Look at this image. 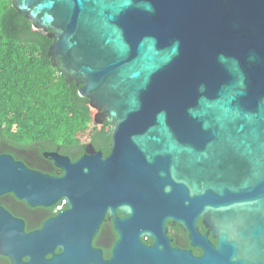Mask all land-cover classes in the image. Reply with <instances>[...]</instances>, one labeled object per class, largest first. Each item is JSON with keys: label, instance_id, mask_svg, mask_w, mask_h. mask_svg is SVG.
<instances>
[{"label": "water", "instance_id": "water-1", "mask_svg": "<svg viewBox=\"0 0 264 264\" xmlns=\"http://www.w3.org/2000/svg\"><path fill=\"white\" fill-rule=\"evenodd\" d=\"M110 124L106 156L45 151L60 175L0 153V195L67 207L26 231L0 206L9 264H264V0H12ZM150 223L169 207L216 225L192 258L126 233L89 246L105 214ZM161 247V249H160ZM59 252L56 253L55 250ZM47 255L49 257H47Z\"/></svg>", "mask_w": 264, "mask_h": 264}, {"label": "trees", "instance_id": "trees-1", "mask_svg": "<svg viewBox=\"0 0 264 264\" xmlns=\"http://www.w3.org/2000/svg\"><path fill=\"white\" fill-rule=\"evenodd\" d=\"M48 31L0 0V152L6 143L38 146L76 160L87 143L107 153L110 124L94 122L89 100L48 54ZM82 137L85 139L83 140ZM50 171V174H56ZM7 258L0 256V264Z\"/></svg>", "mask_w": 264, "mask_h": 264}, {"label": "flooded vegetation", "instance_id": "flooded-vegetation-1", "mask_svg": "<svg viewBox=\"0 0 264 264\" xmlns=\"http://www.w3.org/2000/svg\"><path fill=\"white\" fill-rule=\"evenodd\" d=\"M6 146V151L0 153L12 155L16 161H22L31 169L49 173L55 168L56 174L54 175L62 173L59 168L54 166L50 157L43 154L45 151L52 150H41L38 146L28 148L12 143H6ZM108 152L103 153V156H106ZM0 206L8 210L14 217L21 218L26 231L38 229L45 219L55 215L53 206H29L10 192L0 195ZM66 207L65 204L62 208ZM128 209L130 206L122 209L117 205L115 214L118 220V229L115 226V217L107 213L92 235L89 246L100 252L101 260L110 258L115 243L117 240H122L126 233L133 237L138 236L145 247L159 243L165 244V250L169 255L181 252L192 258H197L204 252L205 241L213 247L217 245V238L214 236L216 225L214 223L211 226L207 225L202 214L183 217L180 207L171 206L150 223L139 225L129 218ZM55 252L58 253L59 250L56 249ZM47 257L49 256L47 255ZM6 264H9L8 260Z\"/></svg>", "mask_w": 264, "mask_h": 264}, {"label": "built area", "instance_id": "built-area-1", "mask_svg": "<svg viewBox=\"0 0 264 264\" xmlns=\"http://www.w3.org/2000/svg\"><path fill=\"white\" fill-rule=\"evenodd\" d=\"M59 203H61V202H58V203L55 205V207H54V212H58L59 210H61L62 206L64 205V203H63V204H59Z\"/></svg>", "mask_w": 264, "mask_h": 264}, {"label": "clouds", "instance_id": "clouds-1", "mask_svg": "<svg viewBox=\"0 0 264 264\" xmlns=\"http://www.w3.org/2000/svg\"><path fill=\"white\" fill-rule=\"evenodd\" d=\"M60 201H61V200H60ZM60 201H58V202H60ZM58 202H57V203H58ZM57 203H56V204H57ZM56 204H55V205H56ZM65 204H66V201L64 202V205H65ZM55 205H53V211H54V207H55ZM64 205H63V206H64ZM63 206H62V207H63ZM62 209H63V208H61V210H62ZM61 210H59V211H61ZM59 211H58V212H59ZM58 212H54V213L56 214V213H58Z\"/></svg>", "mask_w": 264, "mask_h": 264}, {"label": "rangeland", "instance_id": "rangeland-1", "mask_svg": "<svg viewBox=\"0 0 264 264\" xmlns=\"http://www.w3.org/2000/svg\"><path fill=\"white\" fill-rule=\"evenodd\" d=\"M95 112H96V111H95V110H93V111H92V115H93ZM82 139L84 140L85 138H84V137H82Z\"/></svg>", "mask_w": 264, "mask_h": 264}]
</instances>
